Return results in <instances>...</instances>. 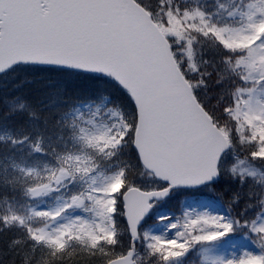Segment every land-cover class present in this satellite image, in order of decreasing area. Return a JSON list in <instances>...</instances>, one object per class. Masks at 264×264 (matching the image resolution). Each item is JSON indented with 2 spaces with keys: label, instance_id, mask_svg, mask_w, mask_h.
Masks as SVG:
<instances>
[{
  "label": "snow or ice",
  "instance_id": "snow-or-ice-1",
  "mask_svg": "<svg viewBox=\"0 0 264 264\" xmlns=\"http://www.w3.org/2000/svg\"><path fill=\"white\" fill-rule=\"evenodd\" d=\"M17 72L116 94L0 98V264H264V0H0Z\"/></svg>",
  "mask_w": 264,
  "mask_h": 264
},
{
  "label": "trees",
  "instance_id": "trees-1",
  "mask_svg": "<svg viewBox=\"0 0 264 264\" xmlns=\"http://www.w3.org/2000/svg\"><path fill=\"white\" fill-rule=\"evenodd\" d=\"M32 78H29L28 82L20 81L23 84V87H17L18 83L7 88H0V98L6 96H14L17 94L24 95L28 99L32 100L33 103H36L38 100L45 97L46 93L49 91V85H54L58 88H62L65 91V96L68 98H87L93 95H97L100 92L105 94L115 95V90L109 85H105L102 82H92L84 79H78L75 77H59V75L50 72H33ZM17 73H13L12 77L16 76ZM11 77V78H12ZM3 86V85H1ZM6 108L3 104H0V117L6 113ZM10 122L18 124L17 117H11ZM222 186L218 185V190ZM196 194V193H195ZM184 199V196H179V202ZM221 202L225 205L227 204V196H224L221 199ZM178 206L167 207L166 210L170 212H175L179 215ZM15 233L13 232H0V251L7 249V246L10 240L13 238Z\"/></svg>",
  "mask_w": 264,
  "mask_h": 264
},
{
  "label": "rangeland",
  "instance_id": "rangeland-1",
  "mask_svg": "<svg viewBox=\"0 0 264 264\" xmlns=\"http://www.w3.org/2000/svg\"><path fill=\"white\" fill-rule=\"evenodd\" d=\"M33 74L34 73L27 74V73H23V72H18V74L14 77H12V74L5 76L2 79H0V88L2 87L4 90V88H7V87L13 85L14 83H18L20 81L24 82V81L28 80L29 78L34 77ZM59 77H64V76H59ZM26 82H28V81H26ZM1 85H3V86H1ZM191 195H195L196 197L199 198V197L205 195V193H196V194H191ZM178 204H179V196L176 197L174 200L168 202L166 205H164V207L166 209L167 207H174V206H177ZM149 223H151V221H149Z\"/></svg>",
  "mask_w": 264,
  "mask_h": 264
}]
</instances>
